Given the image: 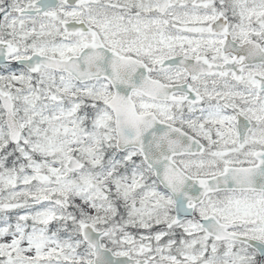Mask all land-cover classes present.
Segmentation results:
<instances>
[{"label":"snow or ice","instance_id":"6c2138e0","mask_svg":"<svg viewBox=\"0 0 264 264\" xmlns=\"http://www.w3.org/2000/svg\"><path fill=\"white\" fill-rule=\"evenodd\" d=\"M0 264H264V0H0Z\"/></svg>","mask_w":264,"mask_h":264}]
</instances>
